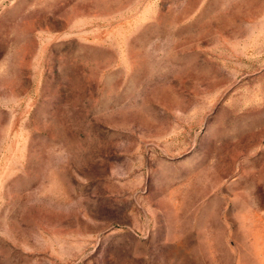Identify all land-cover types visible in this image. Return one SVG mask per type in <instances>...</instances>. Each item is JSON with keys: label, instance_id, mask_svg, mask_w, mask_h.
Instances as JSON below:
<instances>
[{"label": "rangeland", "instance_id": "obj_1", "mask_svg": "<svg viewBox=\"0 0 264 264\" xmlns=\"http://www.w3.org/2000/svg\"><path fill=\"white\" fill-rule=\"evenodd\" d=\"M0 264H264V0H0Z\"/></svg>", "mask_w": 264, "mask_h": 264}]
</instances>
